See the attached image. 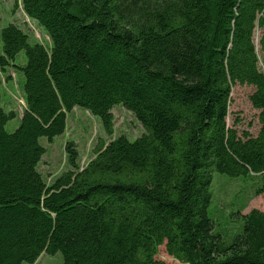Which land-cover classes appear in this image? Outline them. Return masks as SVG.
Masks as SVG:
<instances>
[{"label": "trees", "instance_id": "16d2710c", "mask_svg": "<svg viewBox=\"0 0 264 264\" xmlns=\"http://www.w3.org/2000/svg\"><path fill=\"white\" fill-rule=\"evenodd\" d=\"M20 1L50 43L0 30V76L20 73L25 101L7 132L17 114L0 79V264H166L162 246L179 264H264L263 211L230 236L210 211L214 173L264 194V0ZM237 85L254 89L256 136L227 123ZM116 105L145 133L100 140L84 167L68 142V169L48 185L41 139L63 136L75 108L112 137Z\"/></svg>", "mask_w": 264, "mask_h": 264}, {"label": "rangeland", "instance_id": "374dc122", "mask_svg": "<svg viewBox=\"0 0 264 264\" xmlns=\"http://www.w3.org/2000/svg\"><path fill=\"white\" fill-rule=\"evenodd\" d=\"M20 0H0V30L14 23L30 36L31 43L42 42L49 44V37L35 21L27 17L23 11ZM263 30H256V45L259 48V39ZM1 50V44H0ZM260 67L264 70V54H259ZM26 61L24 52L19 54L18 63ZM10 77V79H7ZM2 81V106L6 111L12 110L17 118L9 121L6 130L13 133L20 124V119L25 108V101L21 91L23 76L13 69L0 76ZM254 89L250 86L237 85L232 91V100L229 107L227 123L229 127L236 128L240 134L248 132L256 136L260 129L258 114L254 109L250 96ZM115 117V133L112 137L106 135L100 118L93 116L82 108H75L68 116L67 130L63 136L56 137L53 142L41 139V145L46 149L38 171L48 185L62 175L67 169V155L65 146L74 142L80 153V165L86 166L93 158V150L100 140L109 142L115 137L124 135L134 141L145 133L143 126L134 115L121 105H116L112 110ZM213 203L210 208L211 215L216 224V230L223 235L230 236L238 231L242 216L253 209L264 212V194L255 197L250 183L241 180H231L227 175L214 173ZM159 260L166 264H179L168 256L165 247L160 248ZM60 253L55 256L43 254L36 264H62ZM26 264V263H25Z\"/></svg>", "mask_w": 264, "mask_h": 264}]
</instances>
